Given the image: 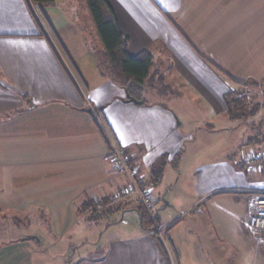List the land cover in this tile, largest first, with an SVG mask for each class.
Masks as SVG:
<instances>
[{"label":"crops","instance_id":"0c3cea01","mask_svg":"<svg viewBox=\"0 0 264 264\" xmlns=\"http://www.w3.org/2000/svg\"><path fill=\"white\" fill-rule=\"evenodd\" d=\"M57 1L40 8L32 0H0V217L9 218L10 211L14 223L29 226L32 218L57 236L71 230L92 237L95 253L78 264H192L190 255L174 252L170 236L164 249L141 226L131 196L116 200L127 188V177L115 169L111 140L130 156L141 185L163 194L165 205L156 216L161 227L173 231L171 174L188 140L182 130L186 123L174 109V75L187 84L181 96L199 100L214 116L228 112L229 92L247 93L256 85L264 94V0H107L129 38V53L149 51L156 65L150 76L170 83V94L156 90L170 106L145 98L142 104L129 102L126 90L100 68L107 66L105 51L88 74L77 58L80 50L93 47L80 28L75 43L54 30ZM64 13L69 26L70 13ZM223 127L233 129L230 121ZM160 166L162 174H154ZM189 172L193 204L245 194L253 207L264 193V182L250 184L228 155ZM25 210L20 222L16 211ZM83 210L96 218L88 220ZM250 213L243 228L250 233L219 240L235 243L233 253L217 251L234 264H264V241L249 229ZM47 236L41 231L0 236V264H37L40 246L34 244Z\"/></svg>","mask_w":264,"mask_h":264},{"label":"rangeland","instance_id":"374dc122","mask_svg":"<svg viewBox=\"0 0 264 264\" xmlns=\"http://www.w3.org/2000/svg\"><path fill=\"white\" fill-rule=\"evenodd\" d=\"M72 7L76 11L71 9ZM53 12L52 27L54 30H60L61 38L65 36L63 39L70 43L79 42V38L75 40L77 37L75 31L80 28L84 40L93 47L92 52L80 50L82 57L77 58L87 73L92 74L95 70V63L97 64L98 59L103 56L104 48L92 22L86 1L58 0ZM64 12L70 13L72 24L69 26L66 24L68 19ZM56 44L59 42L56 41ZM58 46L63 53L61 46ZM76 47V44L72 46V48ZM101 66L102 69L103 66ZM72 67L71 69H73ZM155 68L156 65L153 64L152 71H155ZM158 87H161V90L168 92V94L172 92L169 82L161 83V80L158 81L155 74H152L145 80L142 98L148 102H160L170 106V102L162 98V94L156 93ZM174 87V109L179 112L183 118L182 121L186 123L182 130L188 135V140L178 155L179 160L174 162V174H171L174 175L176 189L174 191V214L171 216L174 218L175 225L173 231L170 230L172 233L166 232V226L162 227L164 241L166 239L169 241L168 236H170L171 240L174 241V252H179L183 257L190 255L191 258H188L191 261L195 260L192 264H224V262L225 264H234L233 259L228 257L224 259V255L219 256L218 253L220 252L217 253V251L233 253L235 243L228 241L221 243L219 240L244 232L250 233L243 228L249 211L253 209L252 197L245 194L239 196L221 194L193 204L192 202L195 201L194 194L188 191L193 182L189 171L197 164L228 155L232 159V164L244 175L246 181L250 184L264 182V173L247 170L241 166L246 155L264 151V94H260V88H257L256 85H249L246 90L250 93H243L247 94L248 98V102L244 105L245 108L238 107L235 109L236 107H233L234 113L232 112V114H229V111L226 114L214 116L207 113L206 108H203L206 107L205 104L202 105L199 100L193 103V99L188 100L181 96L180 93H185L188 88L186 82L176 74L174 75ZM178 89H181V92ZM233 96L236 97L235 94ZM251 105H253L252 108H250ZM203 120H206L207 124H203ZM227 121L231 122L233 129L227 130L223 127ZM198 123L202 125L200 126ZM212 128L219 130L215 133L209 132V129ZM126 190L117 196L118 203L127 200L126 197H129L126 195ZM152 195L159 199L154 206V213L156 214V212H160V207L165 205V200L162 198L163 194L159 195L156 189L152 191ZM131 197L133 204L139 210L141 205L136 202L135 196ZM7 213L9 218L0 217L1 238L8 239L11 236L17 238L19 234L29 235L34 231H41L43 235H48L45 241L39 242L37 240L38 242L34 244L36 247L38 244L40 246L38 249L40 254H36V256L38 255L37 264H78L81 259L95 253L92 245L95 241H91L92 237L88 239V237L73 235L71 230L66 235L57 236L49 231V227L38 226L32 218H28L31 221L29 226L27 224L21 225L17 223L18 221L14 223L11 212ZM82 213L89 214L87 216L90 221L94 220L91 218H96L94 213L90 214L86 210H83ZM0 214L1 216L4 215V211H0ZM17 214H22L20 222H23L22 217L27 214V210L16 211ZM98 217L101 218V216ZM125 220L130 222L129 219ZM105 222L109 223L108 220ZM57 228H60L61 231L64 227ZM72 229L74 231L84 230L83 227H73ZM80 255L83 257L79 258Z\"/></svg>","mask_w":264,"mask_h":264},{"label":"trees","instance_id":"16d2710c","mask_svg":"<svg viewBox=\"0 0 264 264\" xmlns=\"http://www.w3.org/2000/svg\"><path fill=\"white\" fill-rule=\"evenodd\" d=\"M85 1L91 19L93 20L92 22L96 27L97 34L104 47L107 66H104L103 70H106L112 79L126 90L127 95L142 101L143 86L145 85V80L150 77V71L153 65L151 53L149 51H142L137 55H131L129 53V38L121 32L115 13L107 0ZM32 2L42 8L52 5L54 0H32ZM234 94L236 97L233 96ZM225 99L228 112L230 111L229 114L234 113L233 107H236L235 109L238 107L245 108L244 105L248 102L247 94L245 95L241 91L229 92L226 94ZM252 107L253 105L250 106V108ZM178 160L179 158L177 157L175 163ZM153 172L157 175L162 174L161 166L158 169H154ZM140 183L142 184V181ZM138 211L141 226L150 231L163 248L164 240L160 239L157 232L154 231L155 224L157 223L159 225L154 210L152 216L141 206ZM169 230H166V232Z\"/></svg>","mask_w":264,"mask_h":264},{"label":"built area","instance_id":"2783aa9c","mask_svg":"<svg viewBox=\"0 0 264 264\" xmlns=\"http://www.w3.org/2000/svg\"><path fill=\"white\" fill-rule=\"evenodd\" d=\"M110 156L113 160L116 171L127 177V196H135L137 203L141 205L151 216L155 206V198L152 190L143 187L140 178L132 164V160L125 150L115 141L111 140ZM242 165L247 170L262 172L264 170V151L246 155ZM248 226L252 233L264 241V193L255 198L253 209L248 218ZM154 231L160 239L164 240L163 231L156 223Z\"/></svg>","mask_w":264,"mask_h":264},{"label":"water","instance_id":"95a60500","mask_svg":"<svg viewBox=\"0 0 264 264\" xmlns=\"http://www.w3.org/2000/svg\"><path fill=\"white\" fill-rule=\"evenodd\" d=\"M128 101H129V102L136 103V104H142V101H139V100H137V99H135V98H132V97H130L129 95H128ZM83 111H84V112H87V113H91V112H92L91 109H84Z\"/></svg>","mask_w":264,"mask_h":264}]
</instances>
